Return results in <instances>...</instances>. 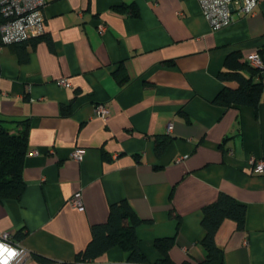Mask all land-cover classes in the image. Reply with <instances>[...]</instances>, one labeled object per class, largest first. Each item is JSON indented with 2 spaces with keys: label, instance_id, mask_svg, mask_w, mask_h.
<instances>
[{
  "label": "crops",
  "instance_id": "crops-1",
  "mask_svg": "<svg viewBox=\"0 0 264 264\" xmlns=\"http://www.w3.org/2000/svg\"><path fill=\"white\" fill-rule=\"evenodd\" d=\"M46 1L39 38L0 52V113L23 121L12 132L29 126L25 193L0 199V232L26 233L22 264L73 261L122 199L146 219L137 232L150 262L163 257L156 238L170 236L173 264L202 261L203 207L221 192L248 207L245 229L226 219L217 233L224 264H264V172L253 162L264 159V101L256 110L215 100L231 53H259L264 79V0L218 30L199 0ZM77 192L83 209L71 202ZM82 264L146 263L115 246Z\"/></svg>",
  "mask_w": 264,
  "mask_h": 264
},
{
  "label": "trees",
  "instance_id": "trees-1",
  "mask_svg": "<svg viewBox=\"0 0 264 264\" xmlns=\"http://www.w3.org/2000/svg\"><path fill=\"white\" fill-rule=\"evenodd\" d=\"M131 13L138 15L135 5L130 6ZM6 21L0 9V28ZM18 41L12 44L23 43L32 39ZM0 43L2 34L0 29ZM260 67L253 66L249 61H243L239 53H231L225 62V68L220 72V78L226 83L216 97V102L225 106L241 107L250 105L256 110L264 101V79L260 75ZM229 83V84H228ZM230 83H236L231 85ZM23 122L22 120L0 113V199L14 198L20 200L26 190L27 182L23 176L25 159L29 151V126L26 124L19 132H12V126ZM169 136L157 138L156 150L162 153ZM248 207L236 197L221 192L217 199L203 207L202 224L205 228V237L202 240L206 248V256L196 263L185 260L182 264H224V249L217 243V233L226 219L236 222L239 229L246 228ZM172 216H181L170 210ZM128 199L111 203L109 214L105 221L94 223L91 226L92 237L87 245L75 254L71 262L63 264H82L93 261L115 246L129 252V260L146 264H173L170 250L176 242L175 236L158 237L155 246L161 251L163 257L152 263L140 246L138 226L145 222ZM23 230L15 233L17 240L25 236ZM41 260H49L38 256Z\"/></svg>",
  "mask_w": 264,
  "mask_h": 264
},
{
  "label": "built area",
  "instance_id": "built-area-1",
  "mask_svg": "<svg viewBox=\"0 0 264 264\" xmlns=\"http://www.w3.org/2000/svg\"><path fill=\"white\" fill-rule=\"evenodd\" d=\"M205 17L214 30L231 25L235 20V12L242 14L253 13L259 0H199ZM46 0H0V9L6 21L1 25L2 43H0V52L5 45L18 41L40 36L44 32L46 16L44 8ZM233 3L235 10H232L230 4ZM183 15V12H179ZM105 23H100L99 29L104 32L107 30ZM249 62L257 67L263 66V59L259 53H253L248 57ZM60 84L70 85L66 79H61ZM97 114L107 119L109 109L106 105L98 106ZM172 126H169L171 129ZM37 153V151H35ZM72 157L82 160L84 149L76 148L72 152ZM255 171L264 172V159H253ZM71 202L79 209H83V201L80 192L75 193ZM0 244L13 249L16 255L9 261V264H22L30 255L29 251L21 245V242L15 238V232L6 230L0 232ZM6 255V253H5Z\"/></svg>",
  "mask_w": 264,
  "mask_h": 264
},
{
  "label": "clouds",
  "instance_id": "clouds-1",
  "mask_svg": "<svg viewBox=\"0 0 264 264\" xmlns=\"http://www.w3.org/2000/svg\"><path fill=\"white\" fill-rule=\"evenodd\" d=\"M6 253V255H5ZM16 255V252L5 245L0 244V264H9V261Z\"/></svg>",
  "mask_w": 264,
  "mask_h": 264
},
{
  "label": "water",
  "instance_id": "water-1",
  "mask_svg": "<svg viewBox=\"0 0 264 264\" xmlns=\"http://www.w3.org/2000/svg\"><path fill=\"white\" fill-rule=\"evenodd\" d=\"M230 7H231L232 10H235V7H234L233 3L230 4Z\"/></svg>",
  "mask_w": 264,
  "mask_h": 264
}]
</instances>
